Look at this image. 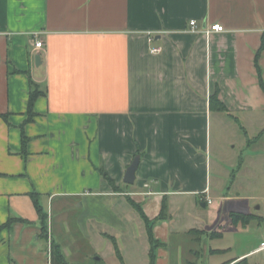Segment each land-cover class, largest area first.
Here are the masks:
<instances>
[{"label":"crops","instance_id":"obj_1","mask_svg":"<svg viewBox=\"0 0 264 264\" xmlns=\"http://www.w3.org/2000/svg\"><path fill=\"white\" fill-rule=\"evenodd\" d=\"M216 23L226 30L204 33ZM263 42L264 0H0V264H52V241L72 263L70 233L107 264H151L128 197L150 220L167 200L154 264H264V154L243 153L264 137Z\"/></svg>","mask_w":264,"mask_h":264},{"label":"trees","instance_id":"obj_2","mask_svg":"<svg viewBox=\"0 0 264 264\" xmlns=\"http://www.w3.org/2000/svg\"><path fill=\"white\" fill-rule=\"evenodd\" d=\"M263 48H264V42H263ZM260 85L262 87V89L264 90V79L260 76ZM40 90L34 88L31 93H30V98H29V117L27 118V121H30L32 119V116L34 115V111H33V105L34 102L36 100V98L40 95ZM210 102L211 105L214 109L219 110V111H227V106L225 105V103L223 101H221V99L219 98V94L218 91H216L210 98ZM26 142V136L23 133V143ZM102 173L104 175V177L111 183H113V180L110 178V176L104 171L102 170ZM41 194L37 193V192H32L31 193V197L33 199V202L36 206V209L38 211L39 217L41 219V223H42V229H43V235L45 238H48L49 236V215L48 213L45 211L43 205L40 202V196ZM128 200L130 202V204L139 212L140 216L142 217V219L145 221L147 228H148V235L150 238V243L152 246L151 249V264H154V259H155V253H154V247L158 244L157 241H155L154 236H153V225L159 221L162 220L164 218L167 217V211H168V203L167 200L164 201L163 203V207H162V211L159 214L158 217H156L153 220H150L147 215L144 213L142 207L136 203L132 198L128 197ZM232 218H233V222L234 223H238V222H243V223H249L250 220L252 219V215H245V214H241V213H232L231 214ZM108 237L112 240L116 253L119 257H121V251L119 248V244L117 239L114 236H110L108 235ZM51 258H52V264H75V263H70L67 260L66 254L63 250L62 245L57 242V241H52L51 242ZM101 260V258L99 259V261ZM99 263V262H98ZM225 264H252L249 259L247 257L243 258V259H239V260H234L231 261L229 263H225Z\"/></svg>","mask_w":264,"mask_h":264},{"label":"rangeland","instance_id":"obj_3","mask_svg":"<svg viewBox=\"0 0 264 264\" xmlns=\"http://www.w3.org/2000/svg\"><path fill=\"white\" fill-rule=\"evenodd\" d=\"M259 121H262V122L264 121V115L261 116ZM248 123H246V126L247 127L249 126V130L252 132L251 133L252 136H253V134L258 133L260 131L259 128L256 125L251 126ZM237 130L238 131H237L236 137H234V141L237 142L240 145L243 142V140L245 139V136H244V134L241 132V130L239 128H237ZM215 131H216V129H215ZM231 139H233V137H231ZM253 142L254 141L252 140L251 147H247L245 149V151H243V153L245 154L248 151L249 152L250 151H254L257 154L258 153L264 154V137H263L262 141H260V142H256V143H253ZM239 149H241L240 146H238V150ZM239 153H241L240 150H239ZM262 172H264V171H262ZM261 177L264 179V173H261ZM260 180H261L260 184L257 183V185H254L255 189L253 188V186H252V188L255 191H258L259 193H264V181L262 179H260ZM258 203L263 204V199L259 200ZM57 205H58V202L55 201V202H53V204L50 205L49 210L47 208V210L50 213V215H52V214L54 215L55 223H59L60 222L59 217H60V213L61 212L58 209ZM68 209H69V215L71 214L72 216L77 214V212H78V210H76L74 212V210H75V206L74 205H71L70 207H68ZM67 235H63L64 238L61 236L62 238L59 237V239L61 241L63 239H66V241L68 240L67 241V247H68V251H70V255H71V257H69V259H70V261L72 263L75 262V264H107L106 261H104L103 259H101L100 261L97 260L96 256H94V254L92 252L87 251L86 250V245H85V247H83V245L76 244V242H74L75 241V236H74L73 233H70V234H67ZM62 247H63V244H62ZM260 255H263V253L260 254Z\"/></svg>","mask_w":264,"mask_h":264},{"label":"built area","instance_id":"obj_4","mask_svg":"<svg viewBox=\"0 0 264 264\" xmlns=\"http://www.w3.org/2000/svg\"><path fill=\"white\" fill-rule=\"evenodd\" d=\"M191 29L192 30H196L197 29V21L195 19L191 20ZM226 29L224 27V25L222 24H219V23H216L214 25H212L211 27H207L205 30H204V33L207 34V35H210L212 34L213 32H224ZM35 49L36 50H40L43 48L44 46V42L43 40L41 39H38L36 42H35ZM161 48H154L152 51L153 52H158L160 51ZM259 250H264V238L260 244V246L258 247Z\"/></svg>","mask_w":264,"mask_h":264},{"label":"water","instance_id":"obj_5","mask_svg":"<svg viewBox=\"0 0 264 264\" xmlns=\"http://www.w3.org/2000/svg\"><path fill=\"white\" fill-rule=\"evenodd\" d=\"M36 60L37 63L39 64L41 62V55L37 54L36 55ZM140 155H136L135 158L133 159L132 163L127 167L126 173H125V177L124 180L126 183H134L136 180V171L139 167V163H140ZM97 260H99V257H96Z\"/></svg>","mask_w":264,"mask_h":264}]
</instances>
